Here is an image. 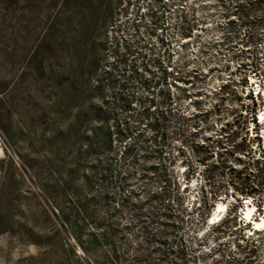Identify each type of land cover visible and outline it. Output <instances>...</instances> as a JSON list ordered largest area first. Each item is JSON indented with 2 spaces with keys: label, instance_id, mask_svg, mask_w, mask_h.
Returning a JSON list of instances; mask_svg holds the SVG:
<instances>
[{
  "label": "trees",
  "instance_id": "obj_1",
  "mask_svg": "<svg viewBox=\"0 0 264 264\" xmlns=\"http://www.w3.org/2000/svg\"><path fill=\"white\" fill-rule=\"evenodd\" d=\"M181 1L76 0V82L68 86L76 89L74 208L76 243L83 249L82 255L76 252L77 264H89L88 257L94 264H210L208 231H202L221 194L232 189L237 199L258 198L264 207V154L257 156L253 139L243 132L249 121L244 126L236 121L238 132L226 125L216 139L200 142L204 120L186 114L173 92L179 79L173 41L192 39L201 29L196 16L191 18L196 8L185 10ZM217 1L227 19L225 40L256 49L264 41V0ZM52 21L48 48L57 32ZM239 30L246 31L243 37ZM256 55L253 70L261 65ZM47 69L62 87L53 65ZM230 87L226 82L215 95ZM215 112L217 105L201 115ZM178 139L182 153L187 148L190 154L185 180L203 173V206L193 211L184 203L189 186L182 188L175 174ZM209 161L212 169L204 170ZM223 225L217 223L216 230ZM30 261L54 263L46 252Z\"/></svg>",
  "mask_w": 264,
  "mask_h": 264
},
{
  "label": "rangeland",
  "instance_id": "obj_2",
  "mask_svg": "<svg viewBox=\"0 0 264 264\" xmlns=\"http://www.w3.org/2000/svg\"><path fill=\"white\" fill-rule=\"evenodd\" d=\"M179 4L185 10L196 8L191 18L196 16L201 27L192 39L178 37L172 45L179 71L173 92L186 114L204 120L199 122L198 140L216 139L226 125L238 132L234 123L244 126L248 120L243 132L253 139L257 156L263 155L264 106L259 105L264 99L257 92L264 89V41L255 49L236 39L225 40L227 19L217 0ZM176 16L170 14L168 21ZM51 21L57 32L48 48ZM245 32L237 34L243 37ZM256 52L259 70L252 68ZM48 63L64 82L62 87L50 80ZM72 81L76 82V0H0V264H32L30 258L44 252L53 264H77L76 252L83 254L76 243V89L68 86ZM226 82L231 84L227 93L216 96ZM215 105L218 112L201 115ZM181 141L173 142L175 174L182 188L189 186L184 203L193 211L203 206V173L185 180L190 154L187 148L182 153ZM207 163L202 168L211 170L213 162ZM254 199L248 202L259 219L264 207ZM220 200L228 211L202 231H208L207 250L212 249L209 263L264 264V231H251L252 225L239 215L247 200L237 199L232 189ZM6 229L13 232H3ZM88 261L96 262L93 257Z\"/></svg>",
  "mask_w": 264,
  "mask_h": 264
},
{
  "label": "bare ground",
  "instance_id": "obj_3",
  "mask_svg": "<svg viewBox=\"0 0 264 264\" xmlns=\"http://www.w3.org/2000/svg\"><path fill=\"white\" fill-rule=\"evenodd\" d=\"M261 91L264 92V89H262ZM255 208L256 207L253 204H250V202H248L247 208L244 209L245 212L244 214L246 215L247 218H251V220L253 221L254 228H252L251 231L255 229V231L257 232V229H261L264 227V215H261L259 219H254V216L252 215ZM227 211H228V206L226 205V203L221 200L218 201L215 207L213 208V212L208 218V223H207L208 226L215 224V222H217L216 219H218L223 212H227ZM250 224L252 225V223Z\"/></svg>",
  "mask_w": 264,
  "mask_h": 264
}]
</instances>
